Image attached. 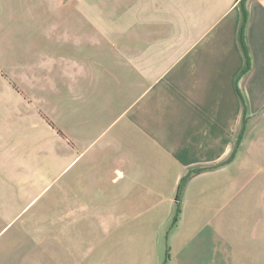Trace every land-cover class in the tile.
<instances>
[{"label":"crops","instance_id":"crops-1","mask_svg":"<svg viewBox=\"0 0 264 264\" xmlns=\"http://www.w3.org/2000/svg\"><path fill=\"white\" fill-rule=\"evenodd\" d=\"M0 264H264V0H0Z\"/></svg>","mask_w":264,"mask_h":264},{"label":"trees","instance_id":"trees-1","mask_svg":"<svg viewBox=\"0 0 264 264\" xmlns=\"http://www.w3.org/2000/svg\"><path fill=\"white\" fill-rule=\"evenodd\" d=\"M244 25L242 27V32H241V44H242V48L244 51V54L246 56L247 59V70H249L250 68V55H249V50L245 41V33H244ZM245 131V129L243 130ZM236 158V151H234V153L231 155V157L229 158L228 162L231 163L235 160ZM202 172V169H198L195 171H192L190 173H188L185 177L182 178L181 183H180V189H179V193H178V202H177V206H176V210H175V214H174V218H173V222H172V227L171 228H175L180 220L181 214H182V206L179 203L181 200V194L182 192L185 190V188L187 187L189 180L192 178V176L195 173H200Z\"/></svg>","mask_w":264,"mask_h":264},{"label":"rangeland","instance_id":"rangeland-1","mask_svg":"<svg viewBox=\"0 0 264 264\" xmlns=\"http://www.w3.org/2000/svg\"><path fill=\"white\" fill-rule=\"evenodd\" d=\"M172 222H173V220H172Z\"/></svg>","mask_w":264,"mask_h":264}]
</instances>
